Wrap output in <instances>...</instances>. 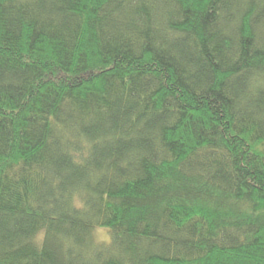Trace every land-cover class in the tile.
<instances>
[{"label": "trees", "instance_id": "obj_1", "mask_svg": "<svg viewBox=\"0 0 264 264\" xmlns=\"http://www.w3.org/2000/svg\"><path fill=\"white\" fill-rule=\"evenodd\" d=\"M0 264H264V0H0Z\"/></svg>", "mask_w": 264, "mask_h": 264}, {"label": "rangeland", "instance_id": "obj_2", "mask_svg": "<svg viewBox=\"0 0 264 264\" xmlns=\"http://www.w3.org/2000/svg\"><path fill=\"white\" fill-rule=\"evenodd\" d=\"M94 237L99 242H109L111 240V233L106 227H97Z\"/></svg>", "mask_w": 264, "mask_h": 264}]
</instances>
